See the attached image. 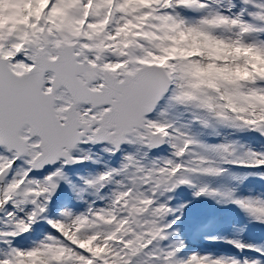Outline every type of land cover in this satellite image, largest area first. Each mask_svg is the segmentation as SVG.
<instances>
[{"label":"snow or ice","instance_id":"obj_1","mask_svg":"<svg viewBox=\"0 0 264 264\" xmlns=\"http://www.w3.org/2000/svg\"><path fill=\"white\" fill-rule=\"evenodd\" d=\"M240 132L264 137V0H0V264H264L240 236L185 253L174 228L182 186L264 224V192L213 185L264 180ZM61 182L84 206L50 215Z\"/></svg>","mask_w":264,"mask_h":264},{"label":"rangeland","instance_id":"obj_2","mask_svg":"<svg viewBox=\"0 0 264 264\" xmlns=\"http://www.w3.org/2000/svg\"><path fill=\"white\" fill-rule=\"evenodd\" d=\"M224 131V130H221ZM208 132H205L207 134ZM241 136L239 133H236V136H238L241 140L242 138L248 140L250 143L251 135H255V133L250 132H241ZM204 134V135H205ZM259 136L258 134H256ZM231 138V137H230ZM262 139V144H257L256 141L252 140L254 142L253 147L257 149H261L262 145H264V137H260ZM217 139L216 137L212 136V141H215ZM101 158H104L102 156ZM98 163H96L97 165ZM104 162L99 163L98 166L105 167ZM85 170V169H84ZM255 171L253 169H249L247 172H240L238 168H232L230 167V173L226 175L223 178H220L218 180H215L217 184H229L231 186H234L238 188L239 193L247 194L249 192H264V180L260 179L257 176L249 175L246 179L243 180V182L239 181H233L231 180V173L235 172L241 176H243L245 173ZM83 173H77L76 175H73V179H70V181L74 180V178H78V176H82ZM185 187V186H183ZM63 191L61 192V197H64V195L69 196L71 192V186L64 182L63 185ZM212 203L215 204V220L214 222L205 225L203 228L200 229V232L196 233L195 236V242L196 243H204L206 245H209L213 252L220 253L223 250H227L229 252H234L235 249H232L230 245L225 244L223 242H211L206 237L209 236H216V235H222V236H240L243 240L251 243H257V244H264V224H257L255 222L247 223L248 217L235 205L233 204H222L217 203L215 200L211 199ZM59 202L56 203L58 205ZM211 204V203H210ZM55 205V206H56ZM55 206H50V208H55ZM205 209L207 212H209V208H202ZM243 224H248V226L245 228L248 232H238L241 227H243ZM252 225V226H251ZM198 231V230H197ZM33 235H36V231H34ZM27 237H23L21 240H26ZM256 241H255V240ZM192 246L196 247V243L190 241ZM190 246V243H186L185 253L191 252V249L193 247ZM216 248V250L214 249ZM218 249V251H217ZM193 251H199V252H207L206 250H200L199 244L197 249ZM250 255H255V253H250Z\"/></svg>","mask_w":264,"mask_h":264},{"label":"flooded vegetation","instance_id":"obj_3","mask_svg":"<svg viewBox=\"0 0 264 264\" xmlns=\"http://www.w3.org/2000/svg\"><path fill=\"white\" fill-rule=\"evenodd\" d=\"M117 163H118V160H115V161H114V165H116ZM68 170H69V171L66 172L67 175H68V179H69V180H70V179H73V175H76V174H77V173L75 174V168H70V169H68ZM97 170L102 171V168L97 169ZM63 185H64V182H61L60 187H59V189L57 190L58 195L61 194V192L63 191V188H62ZM183 188H184V187L182 186V187H180L179 189H177L175 195L177 194L178 191L182 190ZM70 201H71V200H69L68 202H70ZM56 202H59L60 204L58 205V208H50V212H49L50 215H56L57 212L59 211V209H60L61 207L65 206V205H62V203H65L66 200H63V199L60 197L59 199H57ZM172 203L174 204L175 201L173 200ZM68 206H73V207H76L77 209H80V208H83L84 205L82 204V205H80V206H76L75 204H71V205H68ZM192 208H194V206H192ZM194 210H195V209H194ZM194 210H193V216H196V215L194 214V212H195ZM194 219H195V218H194ZM179 222H181V221H179Z\"/></svg>","mask_w":264,"mask_h":264},{"label":"bare ground","instance_id":"obj_4","mask_svg":"<svg viewBox=\"0 0 264 264\" xmlns=\"http://www.w3.org/2000/svg\"><path fill=\"white\" fill-rule=\"evenodd\" d=\"M257 133H255V135H253V140L257 142V144H262V139L260 138V136L256 135ZM252 226V225H251ZM248 232V231H246ZM255 240V239H254ZM256 241V240H255ZM225 251V250H224Z\"/></svg>","mask_w":264,"mask_h":264},{"label":"water","instance_id":"obj_5","mask_svg":"<svg viewBox=\"0 0 264 264\" xmlns=\"http://www.w3.org/2000/svg\"><path fill=\"white\" fill-rule=\"evenodd\" d=\"M54 197V196H53Z\"/></svg>","mask_w":264,"mask_h":264}]
</instances>
